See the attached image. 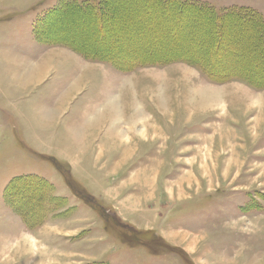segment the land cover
<instances>
[{"label": "rangeland", "instance_id": "1", "mask_svg": "<svg viewBox=\"0 0 264 264\" xmlns=\"http://www.w3.org/2000/svg\"><path fill=\"white\" fill-rule=\"evenodd\" d=\"M53 1L30 9L37 0H0V22L15 21L0 27H29L41 6L54 3L42 11L36 20L38 25L49 10L68 0ZM199 1L208 2L216 10L223 8L219 13L246 8L264 22V0ZM138 3L129 8L124 5L117 15L101 10L106 24L102 32H96V24L94 33L82 19L57 13L48 19L51 32L47 27H37L38 32L42 29L47 38L52 34L63 36L88 50L100 40L108 49L96 51L108 56L126 52L154 59L177 54L184 60L171 63L179 64V68L187 65L198 69L191 60L204 62L212 51L219 60L207 59V70L215 73L237 65L240 78L216 77L210 82L237 80L257 90L258 107L252 103L255 99L248 100L238 89L229 100L230 106L224 108L217 103L200 109L195 103L182 106L187 98L183 102L177 94V107L172 104L174 112L168 115L160 106L165 105V95L146 94L142 98L151 106L152 100L156 102L158 106L154 103V107L161 115L146 110L120 129L124 135L119 136L121 132L116 129L115 142H128V158L117 155L115 159L72 163L75 171L87 172L97 165L110 171L112 176L104 184L96 181L99 177L94 170H88L92 176L74 174L53 154L29 151L28 146L35 145L25 143L19 129L6 123L8 116L0 113V264H264V51L260 52L252 39L253 28L240 23L226 28L220 45L213 46L215 40L204 50L203 37L210 32L207 28L202 32V25L197 23L189 24L193 15L182 12L171 21L173 12L162 14V7L153 9L140 0ZM34 36L43 45H56L40 42L35 31ZM188 39L194 41L191 48ZM156 65H137L129 70L138 71L136 81L142 83V93L134 90L131 94L135 100H141V94L156 92L157 85L165 89L157 74L162 70ZM178 83L177 93L184 87L181 81ZM140 103L145 108L144 101ZM26 109L34 110L29 105ZM203 109L211 110L202 114ZM195 110L201 113L195 112L192 118L202 117L190 123L194 120L188 115ZM111 136H107L110 146L114 143ZM53 160L60 164L59 169ZM23 174L44 179L45 187L37 189L36 183L19 181L5 193L9 181ZM136 236L142 243L132 245Z\"/></svg>", "mask_w": 264, "mask_h": 264}, {"label": "crops", "instance_id": "2", "mask_svg": "<svg viewBox=\"0 0 264 264\" xmlns=\"http://www.w3.org/2000/svg\"><path fill=\"white\" fill-rule=\"evenodd\" d=\"M47 1L37 0V4L30 9L39 7ZM189 1L213 7L208 2ZM52 5L47 3L41 6L36 13L38 16L31 21L29 27H0V113L8 116L6 123L13 124L19 129L25 143L35 145L28 146L29 149L24 145L29 151L37 155L39 154L37 152L53 154L62 160V167L66 165L74 174L91 175L88 170H94L98 172L99 177L96 181L107 183L112 173L103 170L100 165L91 167L86 172L75 171L72 163L74 161L83 163L89 159H115L117 155L123 159L128 158L126 152L128 142L123 139L118 141L119 143L115 142L116 129L121 132L118 133L119 136L124 135V130L122 132L120 129L127 127L129 121H134L135 114L139 117L141 112L146 110L161 115L160 110L154 107V103L157 106L158 104L152 98L153 106L148 105L142 98L147 97L146 94H154L155 97L165 95V105H159L164 114L168 115L174 112L177 94L183 102L185 97L187 98L185 101L187 103H181L182 106L196 104L200 109L201 106H213L217 103L224 108L230 106L229 100L236 96L234 91L238 89L248 100L255 99L256 101L252 103H255L256 108L258 107L257 90L245 87L237 80L221 84L212 83L204 79L201 71L194 66L181 65L179 68L176 67L179 64L173 65L175 62H170L169 65L158 64L155 67L162 70L157 74L162 81L160 85L163 86V83L166 85L165 89L156 83V92L150 91L143 96L141 94V100H135L137 98L131 94L142 93V83L136 81L138 71H120L109 62L85 58L68 46L43 45L36 41L34 36L36 20L43 12L52 8ZM213 9L218 13L223 8L216 10L213 7ZM14 10L17 14V8ZM6 20L8 19H3L0 25L9 26L15 22ZM145 76L144 73L142 77ZM178 81L184 84L182 92L179 93H177L178 88L175 87ZM172 98L174 102H170ZM142 100L146 109L141 106ZM132 102L134 103L131 104ZM26 105L33 106L34 110H27ZM208 110L203 109L201 112L203 114V111ZM195 112L200 111L195 110L188 115L194 120L190 123H196L202 117L201 114L198 119L192 118ZM108 134L113 137L111 140L114 143L111 146L107 139ZM141 135L145 134L141 133Z\"/></svg>", "mask_w": 264, "mask_h": 264}, {"label": "trees", "instance_id": "3", "mask_svg": "<svg viewBox=\"0 0 264 264\" xmlns=\"http://www.w3.org/2000/svg\"><path fill=\"white\" fill-rule=\"evenodd\" d=\"M138 1L139 0H133V1L132 0H93V1H88L85 3H80L77 0H68V1H65L63 3L60 2V4L57 7L49 10L45 14V17L42 19L40 24H38V25L35 24L34 31L36 33V36L39 37L38 40L40 42H44L45 44L46 43L47 44H62V45L68 46L70 49L74 50L77 53H80L85 58L109 62L116 69H118L120 71H129V70L133 69L134 67H136L137 65H145V64H151V63L165 64V63L172 62L174 60H178L181 58H182V60H184V58H183L184 56L179 58V55H177V54L172 55V56L164 55L165 57L160 56V58H154L153 59V58L148 57V56L146 57V55L136 57V56H133V53L128 54L126 52H123L122 55H120V53L114 54L111 51H109L110 49L107 51H109V53L111 52V54H113V55L108 56L103 51H100V52L96 51L98 48H103V49L107 48L108 49L107 44L104 42H100V40L97 41L95 45L94 44L91 45V47L95 50H91L92 48H89V50H88V49H81L80 47H77L76 46L77 42H74V44H76V45L71 44L63 36L56 37V35L52 34L51 37L47 38L46 35H43L42 29H41V33L38 32L37 27H47L46 31L48 30L51 32L52 29H50L48 27L49 26L48 19L56 13L58 15H61V14L64 15L65 14L66 17L68 16L70 18L74 17L77 19L78 18L82 19L84 24H86V25L90 24L93 27L92 30L94 31V33H95V24H96V29H97L96 32L97 31L102 32V29L105 28L106 24H105V18L103 19L101 10H103L106 13L109 12L110 16H111V14L117 15V11L119 9H121V7H123L124 5H126L128 8L130 6L132 7L133 4L140 5V3H138ZM140 1L144 2L148 6V8L154 9V8H161L162 7L164 10L162 14L168 13L170 15V13L173 12V14L171 13V17L169 19L171 21H175L176 17H178V14L182 13V12H186V14H188V15H193L190 17L189 24L197 23L199 25H202V27H201L202 32H204L205 28H207L206 31L210 32L208 37H206V38L203 37V40L205 42V46L203 47L204 50L206 48L211 47L212 43L215 40H216V42L213 44V46L215 45V47H218L220 45V43L222 42L223 36H225L224 35L225 29L229 28V27L233 28V27H235V25L240 23V24H243L244 26H246V28H248V27L253 28V29H250V30H252V32L254 34V36L253 37L251 36V37L253 40H255V42H257L258 46L260 47L259 50H261L260 52L264 51V22H263V20L259 14L255 13V12L248 11L246 8L232 9V10L225 11L222 13H219V12L217 13L211 6L199 4L197 2L189 1V0H140ZM74 13H76V15ZM160 13H156V14H160ZM84 14H86L87 17H85ZM162 14H160V15H162ZM104 17H105V15H104ZM107 17H108V15H107ZM107 17H106V19L108 21ZM254 20H256V21H254ZM109 22H110L111 26H113L114 22L112 23L111 17H110ZM202 23L208 25V27H204V25ZM36 30H37V32H36ZM52 33L55 34V32H53V31H52ZM188 41L190 43L187 44V46L189 48H191L194 45V41L193 40L191 41L190 39H188ZM181 52H183V51H181ZM204 55L206 58V54H204ZM207 55L208 56H207L205 61H208L209 58H214V57H216L215 59L219 60L217 54H215L212 51ZM189 57H191V56H189ZM191 61H192L191 64L196 65V67H198V69L201 70L206 75V77L208 78L209 81H216L215 80L216 77L221 78L223 80L228 79V78H240V75H238L239 71H238L237 65H236L237 67L231 66V67L223 68L222 70H219V71H214L215 73H212V70L209 71L205 67V64H206L205 61L201 62V63H203L204 66L200 63V61H196L195 59H192ZM234 73H236L237 75ZM254 87H256V86H254ZM53 163L55 164V166L58 169L60 168V166H59L60 164L56 160H53ZM64 172H66V171H64ZM66 176H68V175H66ZM67 179L68 178L65 177V180H67ZM19 181H24V182L27 181V183H32V184L36 183L37 187L35 185H34V187H36L37 189H39L38 186H40V185L42 187H45L44 186V181H45L44 179H42L40 177H36L34 175L33 176L32 175H24V176L21 175V176L14 177L13 179H11L9 181V183L6 185V187L4 189L5 193H7L8 189L10 187H12V185H14L15 182H19ZM38 193H40V192H38ZM4 196H5V194H4ZM9 203L11 204L12 202L9 201Z\"/></svg>", "mask_w": 264, "mask_h": 264}]
</instances>
